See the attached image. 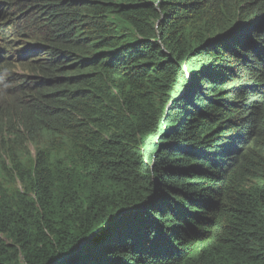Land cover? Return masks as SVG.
<instances>
[{
	"label": "trees",
	"instance_id": "trees-1",
	"mask_svg": "<svg viewBox=\"0 0 264 264\" xmlns=\"http://www.w3.org/2000/svg\"><path fill=\"white\" fill-rule=\"evenodd\" d=\"M5 96L0 264H264V0H0Z\"/></svg>",
	"mask_w": 264,
	"mask_h": 264
},
{
	"label": "rangeland",
	"instance_id": "rangeland-1",
	"mask_svg": "<svg viewBox=\"0 0 264 264\" xmlns=\"http://www.w3.org/2000/svg\"><path fill=\"white\" fill-rule=\"evenodd\" d=\"M5 7L6 6L4 5L2 7V10H4ZM8 27H10V23L7 24L4 28L8 30L9 29ZM31 40H32V42H34V41L39 40V38L31 36ZM35 73L36 72H30V74H31L30 80L31 81L34 80V74ZM7 87L10 88L11 86L8 84ZM7 94L9 96L12 95V93L9 90L7 91ZM10 110H12V107L8 104V97L5 96L2 100H0V127L5 128V126L7 124H9V125L11 124V122L9 121L10 116L7 114V112Z\"/></svg>",
	"mask_w": 264,
	"mask_h": 264
},
{
	"label": "flooded vegetation",
	"instance_id": "flooded-vegetation-1",
	"mask_svg": "<svg viewBox=\"0 0 264 264\" xmlns=\"http://www.w3.org/2000/svg\"><path fill=\"white\" fill-rule=\"evenodd\" d=\"M93 236H94V232L92 231L91 232V234L89 235V234H83V235H80V236H78L77 238H75L73 241H72V243L70 244V246H72V245H74V244H76L77 242H79V243H81L82 241H84V240H86L87 238H93ZM82 240V241H81ZM78 243V244H79Z\"/></svg>",
	"mask_w": 264,
	"mask_h": 264
},
{
	"label": "bare ground",
	"instance_id": "bare-ground-1",
	"mask_svg": "<svg viewBox=\"0 0 264 264\" xmlns=\"http://www.w3.org/2000/svg\"><path fill=\"white\" fill-rule=\"evenodd\" d=\"M90 239H91V238H90ZM87 240H89V238H87V239L84 240V241L81 240L82 242L80 243V246H82V244H84ZM80 246H79V247H80Z\"/></svg>",
	"mask_w": 264,
	"mask_h": 264
},
{
	"label": "clouds",
	"instance_id": "clouds-1",
	"mask_svg": "<svg viewBox=\"0 0 264 264\" xmlns=\"http://www.w3.org/2000/svg\"><path fill=\"white\" fill-rule=\"evenodd\" d=\"M37 55V54H36ZM90 235V234H89Z\"/></svg>",
	"mask_w": 264,
	"mask_h": 264
}]
</instances>
